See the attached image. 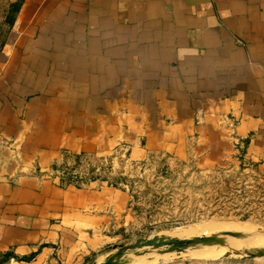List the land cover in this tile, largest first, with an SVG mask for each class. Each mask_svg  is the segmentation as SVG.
<instances>
[{"label": "crops", "instance_id": "1", "mask_svg": "<svg viewBox=\"0 0 264 264\" xmlns=\"http://www.w3.org/2000/svg\"><path fill=\"white\" fill-rule=\"evenodd\" d=\"M233 137L264 170V0H22L0 50V264L106 258L126 196L61 186L67 154H222Z\"/></svg>", "mask_w": 264, "mask_h": 264}, {"label": "rangeland", "instance_id": "2", "mask_svg": "<svg viewBox=\"0 0 264 264\" xmlns=\"http://www.w3.org/2000/svg\"><path fill=\"white\" fill-rule=\"evenodd\" d=\"M21 2L0 0V50ZM231 139L232 148L227 146L222 154L201 153L198 148L181 158L149 153L135 159L123 146L106 155L67 154L49 174L58 177L63 187L88 189L105 184L126 196L123 209H118V199L112 194V214L104 229L106 257L140 239L220 235L225 238L223 244L196 245L181 252L146 247L127 253L123 262L264 264V257L249 258L243 253L264 248V170L245 158L236 137ZM224 232L243 236L222 235Z\"/></svg>", "mask_w": 264, "mask_h": 264}, {"label": "water", "instance_id": "3", "mask_svg": "<svg viewBox=\"0 0 264 264\" xmlns=\"http://www.w3.org/2000/svg\"><path fill=\"white\" fill-rule=\"evenodd\" d=\"M222 235H231L234 237H242L243 235L238 232H224ZM225 238L220 235H210V236H199L193 237L191 239H178L168 236L152 237L146 239H140L137 242L121 246L117 249L115 253L110 254L106 259L99 264H124V257L129 252L138 253L139 250L146 247H151L154 249H163L165 252H181L189 247L196 245H214L223 244ZM241 253V252H240ZM247 257H264V248L247 250L243 252Z\"/></svg>", "mask_w": 264, "mask_h": 264}]
</instances>
